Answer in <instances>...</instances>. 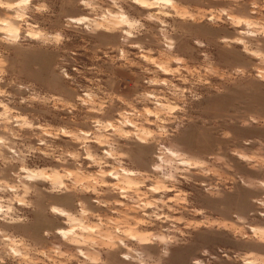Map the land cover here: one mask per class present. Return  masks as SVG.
<instances>
[{
	"label": "rangeland",
	"instance_id": "obj_1",
	"mask_svg": "<svg viewBox=\"0 0 264 264\" xmlns=\"http://www.w3.org/2000/svg\"><path fill=\"white\" fill-rule=\"evenodd\" d=\"M137 1L0 0V264H264V0Z\"/></svg>",
	"mask_w": 264,
	"mask_h": 264
},
{
	"label": "bare ground",
	"instance_id": "obj_2",
	"mask_svg": "<svg viewBox=\"0 0 264 264\" xmlns=\"http://www.w3.org/2000/svg\"><path fill=\"white\" fill-rule=\"evenodd\" d=\"M158 2V1H157ZM137 3L140 5V6H142V7H151V6H148L147 4H148V2L146 1V0H138L137 1ZM156 3V2H155ZM153 5V4H152ZM158 186V185H157ZM156 187V186H155ZM153 189H155V192L157 191V189L156 188H154V187H152ZM158 188V187H157ZM166 191H170L169 189H167ZM53 210L54 211H56L54 208H53ZM57 213H59V214H61L60 212H57ZM57 232L58 233H65V231H63V229H59V230H57ZM130 237L131 238H134V237H137L138 239H141V241L142 240H144L145 238H144V236H135L133 233L130 235ZM143 242H146V240H144Z\"/></svg>",
	"mask_w": 264,
	"mask_h": 264
}]
</instances>
